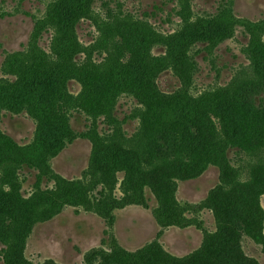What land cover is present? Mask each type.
I'll return each instance as SVG.
<instances>
[{
    "label": "rangeland",
    "instance_id": "1",
    "mask_svg": "<svg viewBox=\"0 0 264 264\" xmlns=\"http://www.w3.org/2000/svg\"><path fill=\"white\" fill-rule=\"evenodd\" d=\"M57 1L0 0V157L6 155L3 145L7 146L4 143L7 137L19 149L12 153L15 157H28L32 165L40 168L30 169L24 165V169L17 172L18 178L0 182L4 190H11L12 183L19 194H14L17 197L12 193L10 196L0 194V264L105 262L100 258L92 260L94 254L109 259L128 256L130 260L126 264H137L139 254L143 253L146 257L152 255L154 264H187L184 262L187 259L198 264H225V259L230 257L264 264L263 152L248 155L230 148L227 150L230 163L225 168L209 163L199 176L191 179H182L171 172L168 181L167 170L143 175L128 159L123 163L133 169L134 178L123 170L103 174L97 150L113 155L120 152L117 151L120 146L104 141L93 144L80 137L88 132L94 118L80 108V96L85 88L76 80L68 83V89L77 103L66 112L75 133L73 141L64 142L66 146L62 150L57 151L63 142L58 148H50V152L39 150L37 117L22 108L24 100L17 97L24 98V95L12 96L4 87L17 81L15 74L21 58L25 61L30 58L33 36ZM105 1L112 10L121 8L123 13L133 15L163 34L181 29L177 0ZM220 3L221 0H192V11L195 16L213 15ZM92 8L97 26L83 20L76 28L84 47L94 45L111 23L102 1H97ZM230 12L236 24L228 33L229 38L219 43L212 55L201 52L195 56L199 70L192 84L182 88L171 71L155 80L166 97L178 98L176 110L194 103H209L215 95L225 93V87L238 74L244 79L245 71H251L249 56L253 57L254 47H249L248 32L252 31L257 42L264 44V0H233ZM133 34L136 35V31ZM52 37L51 32L44 33L39 42L41 50L51 56ZM203 47L199 45L194 52ZM153 53L164 54V49L157 48ZM46 89H40L41 95H46ZM128 93L120 96L112 118L124 122L122 129L126 138L137 135L143 141L142 124L151 116L146 107ZM90 100L85 98L81 104L92 113ZM225 106L229 109L227 114L224 108L220 110L227 117L224 119L227 131L232 127L238 129L232 143L249 142L254 147L256 138L248 133L254 125V117L247 111L238 112L232 100ZM186 114L190 115L188 110ZM210 118L216 124L221 141L227 143L220 119ZM104 119L107 117L97 122L100 135L109 130ZM206 126L205 132L211 137L209 123ZM224 144L220 143L219 147L224 148ZM131 158L135 160L133 155ZM214 159V148L201 149L191 163ZM192 169L184 168L186 174L192 173ZM2 176L0 171V178ZM39 177L41 180L37 182ZM172 188L174 191L170 193ZM160 191L173 197L172 217L161 207ZM254 235L261 238L255 239Z\"/></svg>",
    "mask_w": 264,
    "mask_h": 264
},
{
    "label": "trees",
    "instance_id": "2",
    "mask_svg": "<svg viewBox=\"0 0 264 264\" xmlns=\"http://www.w3.org/2000/svg\"><path fill=\"white\" fill-rule=\"evenodd\" d=\"M97 1L99 0H58L51 6L33 36L30 58L27 61L21 58V64L16 69L17 81L4 87V90L13 93L12 96L17 97L18 93L24 95V98L17 97L24 100L22 108H27L37 117L35 120L38 122L41 145L39 150L50 152V148H58V144L63 142L57 151L62 150L66 146L64 142L73 141L75 133L66 112L77 103L68 89V83L76 80L85 88L80 101L84 103L85 98L89 97L91 103L93 102V114L80 102V108L94 118L88 132L80 137L89 139L93 144L104 141L120 146L117 147L120 152L113 155L97 150L103 174H114L117 170H123L128 176L129 173L133 174L134 178L133 169L123 163L128 159L143 175L167 170L168 181L172 176L171 172L179 174L182 179H191L199 176L209 163L225 168L230 163L227 158V150L230 148H237L248 155L264 153V44L257 42L252 31H247L251 36L249 47H254L253 57L249 56L251 71H245L244 79H241V73L238 74L225 87V93L215 95L209 103H194L181 111L176 110L179 105L178 98L166 97L155 83L158 76L171 71L179 79L182 88L192 84L199 70L195 56L201 52L212 55L219 43L229 38L228 33L236 24L232 22L230 12L233 0H221L216 14L203 17L194 15L192 0H177V16L181 19V29L173 34H163L133 15L123 13L120 7L117 11L112 10L108 2L100 0L104 12L111 16V23L94 45L84 47L79 42L76 28L83 20H90L97 26L92 15V7ZM193 17L195 20H192ZM133 31L137 34L134 35ZM49 32L53 34L52 56L46 55L39 47L43 34ZM199 45L204 47L194 52ZM157 48H163L164 54L154 55ZM78 57L80 58L76 60ZM43 87L47 88L46 95H41L40 89ZM126 92L143 104L151 116V119H144L142 124L145 137L143 141L137 135L126 138L122 129L124 122L112 118L120 96ZM230 100L234 102L238 112L247 111L254 117V125L248 131L256 138L257 144L254 147L249 142L232 143L238 129L232 127L230 132L227 131L224 121L227 117L220 110L224 108L227 114L229 109L225 104ZM187 110L189 116L186 114ZM105 116L107 119L103 122L109 130L102 136L98 132L97 122ZM210 116L220 119L227 143L221 141L216 124ZM256 120L259 122L256 123ZM208 123L211 137L205 132ZM4 138L7 146L3 145L6 155L0 157V171L3 173L0 182L13 180L17 177V172L24 169V165L30 169L36 166L30 163L28 157H15L12 153L19 149L9 138ZM220 143L224 144V148L219 147ZM213 148L214 160H204L203 163L194 165L191 163L198 151ZM131 155L135 160H132ZM186 167L193 168L192 173L186 174ZM35 168L40 169L38 166ZM40 180L41 177L37 178V182ZM10 186L13 192L4 190L1 185L0 194L10 196L12 193L17 197L14 194L19 195L18 188L14 189L12 183ZM173 191L174 188L170 193ZM158 197L161 198V207L172 217L170 211L173 197L163 191H160ZM168 222H172L170 218ZM179 222L182 224L181 219ZM254 238L259 239L261 236L254 235ZM93 256L92 260H105L103 264H126L130 260L128 256H123L122 259H109L100 254ZM147 261L149 264L155 262L152 255L146 257L145 253L139 254L137 264H148ZM193 261L187 259L184 262L198 264ZM225 264L257 263L230 257L225 259Z\"/></svg>",
    "mask_w": 264,
    "mask_h": 264
}]
</instances>
